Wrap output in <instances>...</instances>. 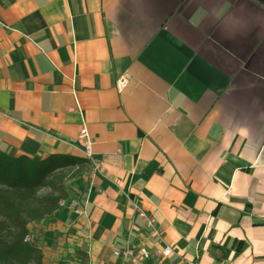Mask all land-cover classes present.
<instances>
[{"label":"crops","instance_id":"1","mask_svg":"<svg viewBox=\"0 0 264 264\" xmlns=\"http://www.w3.org/2000/svg\"><path fill=\"white\" fill-rule=\"evenodd\" d=\"M80 127L39 264H170L132 203L182 260L264 264V0H0V153L82 161Z\"/></svg>","mask_w":264,"mask_h":264},{"label":"trees","instance_id":"2","mask_svg":"<svg viewBox=\"0 0 264 264\" xmlns=\"http://www.w3.org/2000/svg\"><path fill=\"white\" fill-rule=\"evenodd\" d=\"M83 167L80 160L31 161L0 153V264H39L38 251L28 240L22 242L25 227L49 217L64 199L61 181L76 178Z\"/></svg>","mask_w":264,"mask_h":264},{"label":"built area","instance_id":"3","mask_svg":"<svg viewBox=\"0 0 264 264\" xmlns=\"http://www.w3.org/2000/svg\"><path fill=\"white\" fill-rule=\"evenodd\" d=\"M124 80L122 78H117L113 82V88L118 91L122 88ZM75 110V109H74ZM69 112V110H68ZM82 162L85 165L90 166L91 170L94 169L93 163L90 159L88 152V139L85 135L84 130L80 127L74 136V141ZM84 201L81 199H72V200H60L55 204V209H63L69 213L72 217H79L83 214ZM130 213L140 222V227L145 235L152 239L155 244L161 246L158 252H155V255L161 259H171L170 264H196L195 256L189 260H182L177 255L172 253L169 247L163 245L160 241L159 234L152 225L151 221L147 219L143 213L135 206V204H130ZM27 238H23L22 242H25ZM110 256L117 261L118 264H126L129 261L144 262L147 260V255L142 248H135L131 246H123L120 250L110 252Z\"/></svg>","mask_w":264,"mask_h":264},{"label":"rangeland","instance_id":"4","mask_svg":"<svg viewBox=\"0 0 264 264\" xmlns=\"http://www.w3.org/2000/svg\"><path fill=\"white\" fill-rule=\"evenodd\" d=\"M65 177H67V174H64ZM64 177V178H65ZM61 184H62V188L66 186V184H68V180L65 178V180H62L61 181Z\"/></svg>","mask_w":264,"mask_h":264}]
</instances>
